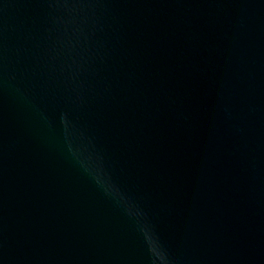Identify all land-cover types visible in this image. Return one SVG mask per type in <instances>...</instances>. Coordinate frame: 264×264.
Instances as JSON below:
<instances>
[{
    "label": "water",
    "instance_id": "water-1",
    "mask_svg": "<svg viewBox=\"0 0 264 264\" xmlns=\"http://www.w3.org/2000/svg\"><path fill=\"white\" fill-rule=\"evenodd\" d=\"M0 264H264V0H0Z\"/></svg>",
    "mask_w": 264,
    "mask_h": 264
},
{
    "label": "clouds",
    "instance_id": "clouds-1",
    "mask_svg": "<svg viewBox=\"0 0 264 264\" xmlns=\"http://www.w3.org/2000/svg\"><path fill=\"white\" fill-rule=\"evenodd\" d=\"M93 178H94L95 182L105 191V194H110L108 189L103 184L98 182L95 177H93Z\"/></svg>",
    "mask_w": 264,
    "mask_h": 264
}]
</instances>
